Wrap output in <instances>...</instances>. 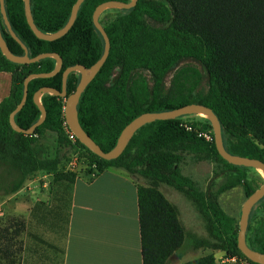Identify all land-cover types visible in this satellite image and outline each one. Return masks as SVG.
Returning <instances> with one entry per match:
<instances>
[{"label":"trees","instance_id":"16d2710c","mask_svg":"<svg viewBox=\"0 0 264 264\" xmlns=\"http://www.w3.org/2000/svg\"><path fill=\"white\" fill-rule=\"evenodd\" d=\"M76 1L31 0L36 25L44 33L60 30L67 24ZM105 1L108 0H85L68 33L55 40H45L32 30L25 1L5 0L8 19L28 47L29 55L54 52L63 59L59 73L30 80L28 99L15 116L19 126L30 128L41 117V109L34 100L40 88L62 90L67 68L77 65L90 68L102 57L105 39L93 15L96 7ZM124 10L106 27L111 40L110 54L78 103L82 126L102 149H113L123 129L145 112L202 103L219 117L229 152L264 161V0H138L135 7ZM148 19L163 26H154ZM0 27L12 52L23 55V46L5 23L1 2ZM186 57H194L205 66L210 77L208 95L202 101L182 93L181 98L162 99L160 86L164 75ZM56 64L54 57L24 64L13 62L0 48V71L12 73L11 93L0 103V164L9 167L10 174L16 176L10 191L44 171L52 174L56 182H67L70 205L73 184L79 174L65 170L63 149L79 148L80 165L87 172L92 170L97 176L109 168H122L147 181L138 186L143 264H174L182 258L188 241L196 249H221L228 256L247 258L238 246L239 231L232 217L181 167L188 153L198 160L225 164L228 170L241 174L247 197L254 193L247 180V167L231 164L221 156L214 133L210 141L200 136L212 127L210 124L181 117L152 121L137 130L124 152L114 159L102 158L79 139L76 144L71 142L65 116L66 97L50 93L43 96L47 117L33 133L12 127L10 114L23 98L26 78L33 73L51 72ZM141 67L152 72L156 85L150 91L141 88L129 94L132 74ZM80 80L81 73L69 74L68 95L76 91ZM48 132L57 135V151L53 156L46 155L42 143ZM227 137L237 142L235 150L227 146ZM163 185L182 192L194 203L206 223L208 237H197L187 231L179 207L162 191ZM2 220L0 259L11 260L12 229L18 236L25 228V221L9 218L2 227ZM248 244L264 253V228ZM182 264H217V261L211 253Z\"/></svg>","mask_w":264,"mask_h":264},{"label":"crops","instance_id":"0c3cea01","mask_svg":"<svg viewBox=\"0 0 264 264\" xmlns=\"http://www.w3.org/2000/svg\"><path fill=\"white\" fill-rule=\"evenodd\" d=\"M11 89L12 73L0 71V103ZM44 176L43 185L39 176L11 192L13 184L6 186L0 172V219L11 213L25 221L23 231L13 233L11 260L0 264H143L140 182L134 175L122 168L79 174L70 205L67 182ZM212 253L217 264H230L225 250Z\"/></svg>","mask_w":264,"mask_h":264},{"label":"rangeland","instance_id":"374dc122","mask_svg":"<svg viewBox=\"0 0 264 264\" xmlns=\"http://www.w3.org/2000/svg\"><path fill=\"white\" fill-rule=\"evenodd\" d=\"M125 12L126 11L124 9L110 7L102 11L100 14V21L106 29L112 21ZM147 21L154 26H163L162 23L157 22L154 19H148ZM117 72L118 70L115 71L114 75H116ZM131 78L132 79L129 83V94H133L136 89L141 90V88H146L145 91H150L151 89H154V86L156 85L152 72L144 67L134 70ZM160 88L162 99H167V97L172 98V96L174 98H181L182 93L189 95L195 101H202L209 93L210 77L202 62L194 57H186L181 59L164 75L163 83ZM171 88H173V90ZM45 94L42 95L41 100ZM180 117L186 121H199L212 126L209 117L202 113L186 114ZM204 133L211 136L209 139L206 138L207 140L210 141L213 139V127H209L207 130L202 131L200 133L202 135L200 136L205 137ZM42 143L46 155L53 156L56 153L57 135L55 133L48 132L46 138L42 140ZM226 143L231 149L235 150L237 148V142L229 137L226 138ZM63 152V159L66 164L65 170L72 171L69 168V164L73 161L75 153L78 152L79 161L77 171L72 172H76L80 175L84 173L94 175L92 170L87 172L80 165L81 151L79 148H74L72 151L63 149ZM0 166V172H2L7 178L6 186H10V184L12 185L16 176L10 174L9 167L2 164H0ZM181 167L184 174L190 176L199 185V187L204 190H208L219 201L223 209L232 217L234 227L239 231L241 226L242 207L247 199L241 174L236 171L228 170L226 165L222 163L217 164L215 162H211L210 160H198L190 153L186 154L184 161L181 163ZM131 174L136 177L140 184L147 183V181L139 174ZM44 175H47V172L41 171L32 176L29 180L41 176L40 184L43 185L48 180V177L46 178ZM247 180L253 188L257 190L264 184V171L258 168L247 167ZM161 189L167 197L179 207L181 219L187 231L190 234H195L197 237H208L209 232L206 228V223L194 203L190 201L182 192L173 187L163 185L161 186ZM9 218L14 219L18 217H16L15 214L6 213L1 223L2 227L7 224ZM263 228L264 197L256 202L251 208L249 226L247 230V241L249 242L250 239ZM183 250L182 258L176 259L174 264H182L186 261L212 253V249L210 248L200 247L196 249L190 241L187 242Z\"/></svg>","mask_w":264,"mask_h":264},{"label":"water","instance_id":"95a60500","mask_svg":"<svg viewBox=\"0 0 264 264\" xmlns=\"http://www.w3.org/2000/svg\"><path fill=\"white\" fill-rule=\"evenodd\" d=\"M24 1H25L27 19H28V22L32 30L35 32V34L38 37L45 39V40H55V39H58L64 36L72 28V26L74 25L77 19L79 9L85 0H77L72 8L71 16L67 24L60 30L56 32H52V33H44L38 28V26L35 23L34 17H33L32 8H31V0H24ZM0 2H1V10L4 16V20H5V23L11 35L23 46L25 50V53L23 55H17L14 52H12V50L7 44V41L5 40L3 36L1 27H0V48L3 54L11 61L21 63V64L37 62L47 57H54L57 59L56 68L53 71L45 72V73H33V74H30L26 78L23 98L21 102L18 104V106L10 114V123L15 130L26 133V134H31L34 132V130L39 125H41L45 121L47 117V110L41 100V97L43 94L50 93V94H54L57 96L66 97L65 116H66V121H67V124L70 130L75 133L77 138L83 144H85L90 150H92L97 155L105 159H114V158L119 157L124 152L125 148L128 145L129 140L134 136L137 130H139L145 124L150 123L155 120L177 118V117H180L186 114L202 113V114L207 115L212 123L218 151L225 160H227L229 163L234 164V165L258 168L264 171V161L263 160L259 158H251V157L242 156L239 154H233L226 149L225 144H224V139H223L222 124H221L219 117L213 111L211 107L205 104H202V103H192V104H187V105H184L182 107L175 108L172 110H166L162 112H145L139 115L123 129L116 146L110 151L103 150L102 147L84 129V127L82 126L79 120V116H78V103L80 101L82 93L85 91L88 84L95 78V76L98 74V72L100 71L104 63L106 62L110 54V48H111V42H110L109 35L104 25L100 21V14L102 13V11L110 7H118L121 9L133 8L136 6L138 0H131L129 2H125L121 0H108V1H105L99 4L96 7L94 11V15H93L94 23L97 29L102 33L105 39V50H104L102 57L90 68L84 65H77V66L67 68L63 73L62 90L49 87V86H44L40 88L35 93L34 100L41 109V112H42L41 117L30 128H22L21 126L17 124L15 120V116L25 106V103L28 99L30 80L35 77H50V76H53L59 73L63 67V59L58 53H54V52H44L34 57H31L29 55L28 47L23 43V41L20 39V37L16 34L14 29L12 28V25L8 19L5 0H0ZM74 71H80L81 80L79 82V85L76 91L72 93L71 95H68L67 80H68L69 74ZM263 197H264V184L260 188L255 190L254 193H252L249 197H247L242 207L241 226H240V230L238 234V246L240 250L249 260L253 262H257L259 264H264V253L254 250L252 247H250L247 241V230L249 226L251 208L256 202L261 200Z\"/></svg>","mask_w":264,"mask_h":264},{"label":"built area","instance_id":"2783aa9c","mask_svg":"<svg viewBox=\"0 0 264 264\" xmlns=\"http://www.w3.org/2000/svg\"><path fill=\"white\" fill-rule=\"evenodd\" d=\"M67 133L69 135V139L71 140V142L73 144H76V142L78 141V138L75 135V133L73 131H71L70 128L67 129ZM200 135H202V134H200ZM204 136L207 139H209L211 137L209 134H206V133H204ZM77 153H75L73 161H71L69 164V168L72 171H77V166H78V161H79V159H78L79 153L78 154ZM225 261L227 263H230V264H253L249 259L243 258L240 256H227Z\"/></svg>","mask_w":264,"mask_h":264}]
</instances>
